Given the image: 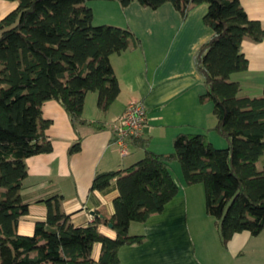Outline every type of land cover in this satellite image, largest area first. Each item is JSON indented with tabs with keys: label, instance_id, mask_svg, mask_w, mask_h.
<instances>
[{
	"label": "trees",
	"instance_id": "trees-1",
	"mask_svg": "<svg viewBox=\"0 0 264 264\" xmlns=\"http://www.w3.org/2000/svg\"><path fill=\"white\" fill-rule=\"evenodd\" d=\"M15 1L0 19V264H121L119 248L143 239L129 234L130 223L159 213L177 194L173 160L185 184L203 185L205 212L223 244L234 233L264 230V166L257 168L264 154V88L256 96L241 95L240 84L230 79L248 66L242 40L264 39L261 22L248 17L240 0H112L153 10L169 3L181 16L207 3L203 21L212 33L193 62L204 85L199 99L212 103L217 118L211 130L227 144L215 146L206 133L179 132L171 152L145 149L130 167L95 174L89 192L117 189L110 216L74 226L62 197L54 195L43 200L45 219L35 222L33 234H19V218L28 211L20 195L25 159L52 150L42 104L57 100L73 126L95 125L81 118L85 95L95 91L97 107L107 109L120 91L109 57L138 39L128 28L94 24L91 0ZM79 146L78 139L68 152ZM99 223H111L115 237L100 232ZM94 243L100 244L97 260L91 257Z\"/></svg>",
	"mask_w": 264,
	"mask_h": 264
},
{
	"label": "crops",
	"instance_id": "crops-1",
	"mask_svg": "<svg viewBox=\"0 0 264 264\" xmlns=\"http://www.w3.org/2000/svg\"><path fill=\"white\" fill-rule=\"evenodd\" d=\"M240 2L248 17L259 20L264 27V0ZM16 5V1L0 0V19ZM133 5L139 10V4ZM104 6H113L117 12L103 13L98 18L101 22H95V10L89 6L94 23L128 28L138 44L131 42L109 57L120 91L106 110L97 107L95 91L86 93L81 118L95 125L73 126L57 100L42 104L41 116L49 121L44 132L52 150L25 159L27 175L20 195L28 211L19 218V234H33L35 222L45 219L43 200L54 195L62 197V209L74 226L84 227L95 218L110 216L117 189L89 192L95 174L124 170L142 158L145 149L169 153L179 132L206 133L213 143L209 135L217 118L212 103L199 99L204 85L193 62L195 51L212 33L203 21L207 3L191 7L184 16L165 3L155 12L167 13L165 19L160 18L162 23L169 22L167 27L144 32L125 16L121 5ZM241 51L248 60L247 69L232 73L230 79L240 84L241 95H259L264 88V39L244 38ZM133 100L143 101L147 121L140 135L127 142L129 153L122 156L113 124ZM78 139L79 149L69 153V147ZM176 164V160L169 162L179 184L177 194L159 213L144 222L130 223L129 234L142 235L143 239L119 248L121 264H264V230L257 235L248 231L234 233L223 244L217 223L205 212L203 187L200 183L185 184ZM98 229L108 237L116 235L109 223H99ZM99 252L100 244L94 243L91 257L97 260Z\"/></svg>",
	"mask_w": 264,
	"mask_h": 264
},
{
	"label": "rangeland",
	"instance_id": "rangeland-1",
	"mask_svg": "<svg viewBox=\"0 0 264 264\" xmlns=\"http://www.w3.org/2000/svg\"><path fill=\"white\" fill-rule=\"evenodd\" d=\"M5 1H7V3H10L15 0H5ZM134 3L135 2L131 3L127 7H124V10L126 11L125 16L129 17L142 32L154 30V29L162 30L166 28L167 25L169 24V22L162 23V20L165 19V17L167 16V13H164L163 10H160L159 12L156 13L155 10L150 9L148 7H142V6H139L140 7L139 10H135L134 8L135 5H133ZM105 4L106 5H117V7H119L120 5L119 2L112 1V0H91L87 2V5L93 6L95 10V17H96L95 22H101L99 21L98 18H99V15L103 13L110 12L113 10L117 12V10L113 6L106 7L104 6ZM159 14H160V17L158 16ZM160 18H162V20ZM93 23H94V20H93ZM100 24H103V23H100ZM139 34H140V31H139ZM210 133L211 134L209 136L211 137V140L213 141V144L215 146H220V147L226 146L227 142L225 139H223L222 137H220L218 134H216L213 131H211ZM176 165L177 167H179L178 164ZM263 166H264V154L261 155V157L259 158V161L257 163V168L261 169ZM200 185L201 187H203L201 183ZM134 230L135 228L132 227L131 231L133 232Z\"/></svg>",
	"mask_w": 264,
	"mask_h": 264
},
{
	"label": "built area",
	"instance_id": "built-area-1",
	"mask_svg": "<svg viewBox=\"0 0 264 264\" xmlns=\"http://www.w3.org/2000/svg\"><path fill=\"white\" fill-rule=\"evenodd\" d=\"M146 121L147 112L143 101L133 100L126 105L121 116L113 124L116 142L119 144L122 156L129 153L127 142L140 135Z\"/></svg>",
	"mask_w": 264,
	"mask_h": 264
},
{
	"label": "water",
	"instance_id": "water-1",
	"mask_svg": "<svg viewBox=\"0 0 264 264\" xmlns=\"http://www.w3.org/2000/svg\"><path fill=\"white\" fill-rule=\"evenodd\" d=\"M109 226H110V227H112V224H111V223H109Z\"/></svg>",
	"mask_w": 264,
	"mask_h": 264
}]
</instances>
